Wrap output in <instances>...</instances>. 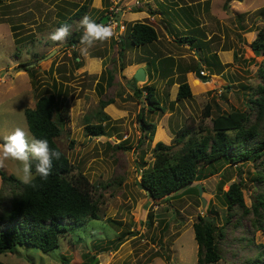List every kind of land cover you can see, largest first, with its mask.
<instances>
[{
    "label": "rangeland",
    "instance_id": "rangeland-1",
    "mask_svg": "<svg viewBox=\"0 0 264 264\" xmlns=\"http://www.w3.org/2000/svg\"><path fill=\"white\" fill-rule=\"evenodd\" d=\"M97 1L2 0L0 4V145L15 128L28 130L24 110L34 107L38 95H59L69 103L70 119L68 133L65 130L56 144L96 186V197L101 195L99 219L73 229L60 239L58 248L42 253L30 246H16L1 252L0 262L88 264L93 259L100 264H196L193 225L197 216L213 218L215 226L223 228L224 236L218 241L222 259L215 264L263 262L264 229L252 224V212L246 216L239 212L226 223L222 192L242 181L244 204L251 209L257 195L264 194V183L256 179L264 173V156L226 165L195 183L201 188L200 196L184 193L155 202L139 182L141 171L154 160V146L158 142L172 146L178 129L192 124L196 128L206 105L211 118L247 111L248 98L260 84L257 69L262 57L254 56L250 44L264 28V0H138L136 10L132 9L136 0H119L128 8L122 6L119 13L125 27L133 24L129 19L143 15L138 21L154 27L156 42L133 47L124 31L122 43L114 37L97 41L85 56L81 43L70 44L71 37L83 34L79 24L83 17L71 21V34L64 41L49 38L82 4L89 6L85 15L95 21L117 2L108 0L105 6L100 0L95 8ZM125 11L132 15L125 16ZM104 22L102 18L100 23ZM184 37L195 39L184 42ZM144 59L149 64L158 61V71L148 77L146 66L147 78L136 82L132 76ZM200 71L205 75L197 76ZM107 72L114 78L111 87L106 84ZM183 82L188 83L192 96L177 101ZM134 85L140 89L139 96L133 93ZM148 86L154 87V98L163 111H147ZM107 101L112 103L103 109L110 118L102 121L106 135H86L84 126L100 122V103ZM142 110L145 120L155 125L152 140L141 129L138 115ZM254 120L253 114L250 122ZM204 125L211 126L210 118ZM120 144L126 148H117ZM19 167L18 161L8 159L0 169L19 179ZM222 181L227 183L219 192ZM2 188L9 194L10 186L4 187L0 179Z\"/></svg>",
    "mask_w": 264,
    "mask_h": 264
},
{
    "label": "trees",
    "instance_id": "trees-1",
    "mask_svg": "<svg viewBox=\"0 0 264 264\" xmlns=\"http://www.w3.org/2000/svg\"><path fill=\"white\" fill-rule=\"evenodd\" d=\"M1 2L2 0L0 4ZM103 2L105 6L108 5V0ZM88 9L87 4H82L67 21L58 26L64 23L70 25L72 20L84 17ZM102 18H105V15L95 22L100 23ZM125 31L133 47H142L158 40L156 30L146 22H134ZM194 39L181 38L185 40L184 42H193ZM80 40L81 36H73L70 44H78ZM119 43L122 41L120 40ZM250 48L254 56L262 57V61L257 69L260 84L254 89L253 96L248 98L247 111L234 110L211 118V108L206 105L202 120L196 128L192 124L176 131L174 145L166 146L158 142L153 148L154 160L151 166L141 171L139 182L140 187L151 200L158 202L184 193L198 195V185H194L195 183L217 174L226 165L248 160L256 161L264 156V28L257 32ZM73 56L76 66L80 68L82 65L77 60L78 56L75 53ZM214 59H217L216 55ZM217 64L221 66L219 62ZM146 65L150 68L149 63ZM153 66L154 73H157L156 63ZM101 77L103 79L104 75ZM107 77V87H111L114 78L110 72H107ZM34 84L36 89V82ZM145 91L149 105L147 111H163L154 98V87L148 86ZM133 93L139 96L141 92L135 87ZM191 96L188 83H181L178 86L176 100L182 101ZM111 103L112 101L100 103L98 111L100 122L87 123L84 126L86 135H106L102 121L110 118L103 109ZM69 108L67 100H61L59 95L47 94L38 95L34 107L24 110L25 122L32 137L46 138L50 147L59 151L61 156L59 160L53 161L52 173L47 180L36 177L34 181L36 188L25 185L20 179L0 169L3 186H10V195L5 189H0V253L23 245L48 253L58 248L60 239L69 235L73 229L84 226L90 220L99 219L101 195L96 197V186L85 174L77 170L56 144V139L65 132L66 124L69 122ZM253 114L255 120L251 123L250 117ZM144 116L142 110L138 120L143 132H146L148 138L152 140L155 125L145 120ZM209 118L210 127L204 125V121ZM73 143L71 141L69 148ZM175 147L179 149L176 150ZM117 148L126 147L120 144ZM34 165L35 161L33 174H35ZM256 179L264 183V173H258ZM226 183L227 181L220 182L219 192ZM222 196L227 215L226 223H229V218L239 212L241 216L252 212L255 216L252 224L264 229V194L257 195L251 209L244 204L242 181L231 183L228 190L222 192ZM197 218L198 221L193 225L194 238L198 245L196 264H215L222 259L218 241L224 236L223 228L216 227L213 218L206 216H197ZM0 264L5 263L0 262ZM88 264H93V259ZM248 264H264V261L257 259Z\"/></svg>",
    "mask_w": 264,
    "mask_h": 264
},
{
    "label": "clouds",
    "instance_id": "clouds-1",
    "mask_svg": "<svg viewBox=\"0 0 264 264\" xmlns=\"http://www.w3.org/2000/svg\"><path fill=\"white\" fill-rule=\"evenodd\" d=\"M79 24L84 30L80 43L83 46L81 52L85 56L95 42H103L114 36V29L111 24L97 23L88 15H85ZM70 29L71 26L64 23L49 38L52 41H64L71 34ZM60 156L61 153L51 148L46 138L35 139L30 131L21 127L15 128L10 135L4 138V143L0 145V166H3L5 160L8 159L18 161L20 164L18 171L21 173L19 179L25 185L33 188L37 187L34 183L37 176L42 180L48 179L52 173L53 161L59 160ZM34 161L35 174L32 172ZM95 263L93 262V264Z\"/></svg>",
    "mask_w": 264,
    "mask_h": 264
},
{
    "label": "built area",
    "instance_id": "built-area-1",
    "mask_svg": "<svg viewBox=\"0 0 264 264\" xmlns=\"http://www.w3.org/2000/svg\"><path fill=\"white\" fill-rule=\"evenodd\" d=\"M119 0H117V2H114L115 6L110 7L106 13H105V22L104 24H111L113 29H114V38L117 39L118 41L121 40V36L123 34V32L126 30L125 25L123 24V22L121 20H119V13L121 12V7L123 5H121V3L119 4ZM137 5H139L138 0L135 1V5L132 9H136ZM125 8V10H127V6H123ZM140 7V6H138ZM151 20H154V18H151ZM204 72L200 71L199 72V76H204ZM95 264H100V263H95Z\"/></svg>",
    "mask_w": 264,
    "mask_h": 264
},
{
    "label": "crops",
    "instance_id": "crops-1",
    "mask_svg": "<svg viewBox=\"0 0 264 264\" xmlns=\"http://www.w3.org/2000/svg\"><path fill=\"white\" fill-rule=\"evenodd\" d=\"M98 5L100 6L101 5V2H100V0H98L97 1V5L95 6V8H97L98 7ZM139 9V8H138ZM133 10H136V9H133ZM132 12H126L125 11V13H123V14H125V16L126 15H132L131 14ZM141 14V13H140ZM155 15H157V14H155ZM153 16V15H151L152 17H154L157 21H158V17L157 16ZM145 16V15H144ZM143 18V15H139L138 17H133V18H131V19H129L131 22L133 21V23L136 21H138V20H140V18ZM146 17V16H145ZM160 18V17H159ZM139 22V21H138ZM159 39V38H158ZM154 61V60H153ZM142 62V63H141ZM140 62V65H142V66H140V67H138L136 70H135V73H136V71L139 69V68H143V70H144V72H146V70L144 69V67L146 68V64H148V63H150V62H148L146 59H144V62L143 61H141ZM99 63H102V61H100ZM154 63H158V61L156 62V61H154ZM154 63H152L151 62V64H150V72L148 73V77H149V74L152 72V73H154V66H153V64ZM135 64H138V63H135ZM128 67H130V66H128ZM149 67V66H148ZM98 69H100V67L98 68ZM134 73V74H135ZM152 75H154V74H152ZM134 77V75L132 76V79H134L133 78ZM200 77V76H199ZM145 78H147V75L145 74ZM137 82V81H136ZM135 87H136V85H134Z\"/></svg>",
    "mask_w": 264,
    "mask_h": 264
},
{
    "label": "water",
    "instance_id": "water-1",
    "mask_svg": "<svg viewBox=\"0 0 264 264\" xmlns=\"http://www.w3.org/2000/svg\"><path fill=\"white\" fill-rule=\"evenodd\" d=\"M197 76H199V74L197 73ZM134 80H136L137 82H143V81H145V72H144V70H143V68H139L137 71H136V73L134 74ZM132 88H134V87H132ZM201 188L200 187H198V194H199V196L201 195ZM202 202H203V206H205V204H206V201L204 200V199H202Z\"/></svg>",
    "mask_w": 264,
    "mask_h": 264
}]
</instances>
